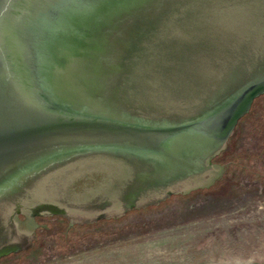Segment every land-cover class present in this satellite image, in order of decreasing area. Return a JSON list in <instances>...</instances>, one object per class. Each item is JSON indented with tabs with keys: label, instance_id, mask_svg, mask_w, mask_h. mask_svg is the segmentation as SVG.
I'll use <instances>...</instances> for the list:
<instances>
[{
	"label": "water",
	"instance_id": "95a60500",
	"mask_svg": "<svg viewBox=\"0 0 264 264\" xmlns=\"http://www.w3.org/2000/svg\"><path fill=\"white\" fill-rule=\"evenodd\" d=\"M0 224V264L264 259V0H0Z\"/></svg>",
	"mask_w": 264,
	"mask_h": 264
},
{
	"label": "trees",
	"instance_id": "16d2710c",
	"mask_svg": "<svg viewBox=\"0 0 264 264\" xmlns=\"http://www.w3.org/2000/svg\"><path fill=\"white\" fill-rule=\"evenodd\" d=\"M142 56H143V53H141L140 50L136 49V50H134L132 52V55L129 56L126 60H127V62H129L131 60H135L141 66ZM140 66L138 67L139 70H141V68H142ZM224 145H225V142L222 144V146L214 154H217L224 147ZM95 158H99L97 160H102V162H104L105 164H108V163L110 164L111 163L113 165L112 166L113 170L112 171H110V170L106 171L105 170V171L102 172V173L105 174V178L102 179V181H101L102 183L101 184L99 183L96 186L97 187V189H95L96 191L92 192L91 194L103 191V192H108V193L113 195L115 193V190H116V188H114V189L110 188V186L113 184V181L117 180L118 181L117 183H122V181H124L129 176V171L131 170V168H130L129 165H127V164H125L122 161L117 160V159H113V158H109V157L101 156V155L96 156ZM215 170H216V166L211 162V168H210V170H209V172L207 174V177L205 179H203V183H196L197 180H199L200 178H204L205 177V176H202V174H201V175L195 177L194 181L192 182V184H195V185L194 186L192 185V186L195 187V186H198V185L209 184L214 179V177L216 175V171ZM61 171H65V165L63 167L59 168L58 170L54 171V173L55 172L60 173ZM45 176L40 180V183H39L40 187H39V190H38L39 191L38 192L39 193L38 196L42 197V195H44V196L52 197L54 194H52L51 190H50L51 185L49 184V176L48 175L46 177ZM190 188H192V187H190ZM187 189H189V188H187ZM183 191H185V190H183ZM183 191H181V192H183ZM112 209L115 210V212L117 214L120 213L118 202H114L112 204ZM71 211L75 212V213H80V214L87 215L88 217H92L94 215V213H95V211L82 210V209H76V210L74 209V210H71ZM7 212H8V209H7V211H4L2 215H6ZM21 213L26 218L25 219V223L23 224L25 226V232H27V233L31 232L32 228L34 227L32 216H30L29 213L27 211H25V210H23ZM16 220H18L17 216H16Z\"/></svg>",
	"mask_w": 264,
	"mask_h": 264
},
{
	"label": "flooded vegetation",
	"instance_id": "af4514ba",
	"mask_svg": "<svg viewBox=\"0 0 264 264\" xmlns=\"http://www.w3.org/2000/svg\"><path fill=\"white\" fill-rule=\"evenodd\" d=\"M142 169L143 168H140V167H138V165L137 166H133V167H131V170L129 171V176H128V180H124V181H122V183H125L126 182V184H125V187H123V190L124 189H127V188H129L128 186H130L131 184H132V182H134V181H137L139 178H143V176H142ZM148 170V169H147ZM150 172H151V169H149L148 170V174H150ZM156 175V174H155ZM173 175V171H171V170H167V171H165V173H164V177H168V176H172ZM157 176H158V174H157ZM157 176L154 178V179H152V181L150 180V178L148 179L147 177H145V179L144 180H146L145 182L143 181V183H145V184H147V183H149V184H147V185H145L144 184V186H146V188H150V183L151 182H157V180H156V178H157ZM139 185L141 186V183H137L135 186H134V188H138V190H140V188H142V187H139ZM143 186V187H144ZM153 186H156V185H154L153 184ZM132 188V187H131ZM145 188V187H144ZM60 197V196H59ZM56 201H58L57 199V196H56ZM77 208H81L82 209V207L80 206V204H78L77 206H76ZM84 209H86L85 207H83ZM94 208H96V207H94ZM44 214H47V213H44ZM61 215H63V214H61ZM65 216V215H64ZM103 216V215H102ZM102 216H94V217H81V215H79L78 213L75 215V217H76V219L75 218H71V217H68V216H65V217H67V219H69V220H75V221H90V220H95L96 218H98V217H102ZM17 225H18V223H17ZM5 226H1V224H0V230H3V229H5L4 228ZM10 228V227H9ZM8 228V229H9ZM16 233H14V235H15ZM17 236V235H16ZM15 237V236H14Z\"/></svg>",
	"mask_w": 264,
	"mask_h": 264
},
{
	"label": "rangeland",
	"instance_id": "374dc122",
	"mask_svg": "<svg viewBox=\"0 0 264 264\" xmlns=\"http://www.w3.org/2000/svg\"><path fill=\"white\" fill-rule=\"evenodd\" d=\"M149 264H264V259L256 260H241V261H225V262H214V261H195V260H168Z\"/></svg>",
	"mask_w": 264,
	"mask_h": 264
}]
</instances>
